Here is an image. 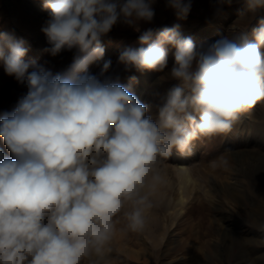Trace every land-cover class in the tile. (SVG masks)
Masks as SVG:
<instances>
[{
    "label": "clouds",
    "instance_id": "clouds-1",
    "mask_svg": "<svg viewBox=\"0 0 264 264\" xmlns=\"http://www.w3.org/2000/svg\"><path fill=\"white\" fill-rule=\"evenodd\" d=\"M156 2L42 0L44 51L74 52L63 72L26 60L24 42L0 32V69L26 89L0 112L7 149H0V264H82L112 240L120 214L127 230L142 232L163 182L162 159L193 155L196 141L231 133L264 102V19L251 39L240 32L197 47L179 24L141 30ZM193 2L165 0V7L186 20ZM234 2L246 12L264 9V0H210L217 11ZM118 25L140 33L138 47L119 52L124 73H163L175 50L162 79L176 83L153 104L131 90L134 75L126 86L103 60ZM101 60L97 73L88 71Z\"/></svg>",
    "mask_w": 264,
    "mask_h": 264
},
{
    "label": "rangeland",
    "instance_id": "rangeland-1",
    "mask_svg": "<svg viewBox=\"0 0 264 264\" xmlns=\"http://www.w3.org/2000/svg\"><path fill=\"white\" fill-rule=\"evenodd\" d=\"M154 7L153 22L142 23L141 30L179 24L197 47L240 32L251 39L252 29L264 19V9L246 12L235 2L217 11L210 0H194L186 20L177 19L165 0H157ZM47 19L42 0H0V32L24 42L26 60L63 72L74 52L52 57L44 51L49 45L41 29ZM139 34L126 26L114 27L104 41L103 60L112 61L126 86L128 76L134 75L138 82L131 90L142 103L153 104L156 94L176 83L162 79L174 64L175 50H169L163 73H124L117 65L119 52L138 47ZM103 60L89 64L88 71L97 73ZM24 91L0 69V112L10 111ZM0 149L7 154L2 139ZM178 162L174 152L160 163L163 182L150 197L153 206L145 229L127 230L126 219L118 215L112 240L82 264H264V102L242 114L231 133L196 141L194 154L185 158L191 178L183 175Z\"/></svg>",
    "mask_w": 264,
    "mask_h": 264
},
{
    "label": "bare ground",
    "instance_id": "bare-ground-1",
    "mask_svg": "<svg viewBox=\"0 0 264 264\" xmlns=\"http://www.w3.org/2000/svg\"><path fill=\"white\" fill-rule=\"evenodd\" d=\"M177 156H178V159H179L178 164H179V166L181 168V172L183 173L184 176L190 177L189 168H188V166H187V164L185 162V158L186 157H181L179 154H177Z\"/></svg>",
    "mask_w": 264,
    "mask_h": 264
}]
</instances>
